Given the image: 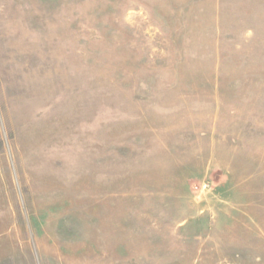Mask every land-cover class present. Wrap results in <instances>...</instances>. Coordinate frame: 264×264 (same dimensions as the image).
<instances>
[{"label": "rangeland", "instance_id": "374dc122", "mask_svg": "<svg viewBox=\"0 0 264 264\" xmlns=\"http://www.w3.org/2000/svg\"><path fill=\"white\" fill-rule=\"evenodd\" d=\"M0 264H264V0H0Z\"/></svg>", "mask_w": 264, "mask_h": 264}]
</instances>
